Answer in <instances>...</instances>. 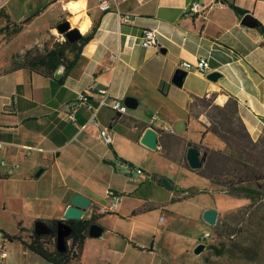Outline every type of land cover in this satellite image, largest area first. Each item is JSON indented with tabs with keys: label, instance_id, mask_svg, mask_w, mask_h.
<instances>
[{
	"label": "crops",
	"instance_id": "obj_1",
	"mask_svg": "<svg viewBox=\"0 0 264 264\" xmlns=\"http://www.w3.org/2000/svg\"><path fill=\"white\" fill-rule=\"evenodd\" d=\"M190 1L117 0L122 12L133 15L130 23H120L116 1H112V9L108 11L100 9V0H87L86 7L76 11L66 6L77 0H15L1 10L0 28H3L8 24L7 17L22 23L43 8L22 23L21 31L11 36L0 32V181L4 185L13 184L15 200L29 211L18 215V233L24 236L33 233L38 221L48 224L53 219H64L76 193L90 198L83 218L89 219L94 213L104 232L100 237L89 235L79 256L70 264H134L142 253H156V240H143L153 228L147 214L168 208L170 201L187 200L193 193L208 189L213 203L203 205L202 220L205 221L206 209H219L218 200L228 196V192L218 190L217 184L199 170L191 169L186 160L189 146L185 148L184 144L202 139L210 142L200 129H197L199 137L190 136L194 96L216 93L215 101L221 105L235 98L252 137L258 140L264 134V35L257 27L242 22L251 13L258 23L264 24V0H199L205 10L187 13ZM230 2L246 13L238 15ZM66 14H72L69 17L72 27L80 30L82 23L88 21L84 34L96 20H100V25L62 82L59 79L64 74V65L54 68L49 61L44 65L35 61L7 71L14 59L27 50L41 47L51 39L63 41L56 30ZM145 28L160 32V48L141 45L140 36ZM201 56H208L212 70L223 75L215 81L207 74L191 70L182 84L176 85L173 78L181 62H196ZM90 85L110 88L111 97L123 101L134 96L138 107L151 104L149 108L158 115L163 105L179 98L182 108L170 121L158 118L152 127L159 132V143L156 149H151L142 143L151 127V117L148 120L138 113L120 114L109 105L100 109L97 123L89 122L90 111L86 108L79 109L75 121L69 117L67 107ZM90 95L93 100L100 97L96 91ZM182 120L187 124L183 132L170 133L164 129L165 124L176 127ZM199 121L206 122L197 119L202 128ZM102 127L113 135L112 145L102 143ZM172 138H178L179 144ZM211 145L215 149L227 148L224 141ZM121 161L144 172L130 174ZM183 174L201 178L200 185L187 186ZM164 177L169 178L172 188L162 182ZM156 187L158 193L152 194ZM110 189L119 192L122 199L116 211L104 213L101 208L112 202ZM4 228L0 223V234L1 230L6 231ZM201 242L202 238L196 240L192 248ZM0 246L8 251L3 264H55L21 241L3 240ZM189 253L191 249L177 262L163 264H184Z\"/></svg>",
	"mask_w": 264,
	"mask_h": 264
},
{
	"label": "rangeland",
	"instance_id": "obj_2",
	"mask_svg": "<svg viewBox=\"0 0 264 264\" xmlns=\"http://www.w3.org/2000/svg\"><path fill=\"white\" fill-rule=\"evenodd\" d=\"M14 2L15 0H10L9 5L11 6ZM69 17H72V14H66L62 20L67 19L71 22ZM56 32L63 40L66 39L65 35L59 29ZM51 41L53 43L56 42L51 39L41 47L36 46L32 48L34 50L32 56L36 55L37 52L41 53L50 48ZM15 44L19 47V41ZM182 103L181 98H179L175 101H170L166 106L163 105L160 109L159 121H162L163 118H167L166 121H170L174 113L181 111ZM153 106L160 107L161 105L153 104ZM149 107H151V104H143L136 109L128 108L127 113H138L139 117L149 120L150 117L152 118L156 114V111L151 110ZM191 111L193 119L189 127V133L194 139L199 135L197 129L203 130V127L200 128L197 119L210 124L212 118L218 120L220 117V110L217 107V103H210L209 100H197L191 106ZM165 126L169 125L165 124ZM233 128L238 132L241 131L237 120L233 123ZM207 136L208 140L214 145L218 143L223 144L220 137L213 131H209ZM172 140L177 145L180 142L178 138H172ZM261 140L262 143L253 152V163L262 170V176H264V134ZM210 142L202 139L198 142L188 141V143L184 144L185 148L190 145L200 147L201 153L208 149L210 154L209 166L205 169L208 174L217 173L223 167L217 154L212 152L215 148L212 145H206ZM247 149L249 152L252 151L250 147ZM137 150L139 151V147H137ZM204 166L205 164H203L202 168L196 170L203 173ZM122 171L126 172L124 169ZM182 179L183 183H186L187 186L201 182V178L193 174H183ZM261 183L264 184V178L261 180ZM197 185L199 186L200 183ZM217 187L219 188L218 190H223L220 185H217ZM153 189L154 193L151 189L152 194H157V187ZM15 193L13 184L4 185V181H0V223L5 227L4 229L6 231L12 234L19 232L17 223L18 215L22 213L25 215L26 212H29L22 202L15 200ZM228 194V196L218 200L217 204L219 209H217L219 210L220 216L214 226L207 224L200 216L203 205L213 203V195L208 189L204 193H193L192 198L187 200L179 202L170 201L168 202V208H160L148 213L147 217L151 221L153 228L149 234H145L143 240L151 242L155 239L158 249L156 253L147 251L142 253L134 264L177 262L181 255L188 249H191V253H189L190 257L185 258L184 264H264V193L256 196L255 199H249L244 195ZM5 202L6 206L4 204ZM171 211L175 213L173 214ZM161 216L162 218L160 220ZM164 218H166L165 221H163ZM23 219H25V216ZM207 230L214 233V236L208 237L204 241L207 244L206 249L198 254L195 252V248H192V245L195 244L196 240L202 238ZM26 236H29V234H26ZM154 236L156 237L154 238ZM3 240L2 234H0V244L3 243ZM210 243L217 244L218 246L225 244L224 253L221 255L214 253L211 247H208Z\"/></svg>",
	"mask_w": 264,
	"mask_h": 264
},
{
	"label": "trees",
	"instance_id": "obj_3",
	"mask_svg": "<svg viewBox=\"0 0 264 264\" xmlns=\"http://www.w3.org/2000/svg\"><path fill=\"white\" fill-rule=\"evenodd\" d=\"M230 6L238 15L246 13V10L240 8L233 2H230ZM2 9H0V14ZM42 10L43 8L34 11L25 21L32 19V17L39 14ZM7 19L8 24L6 27L0 28L1 33H6L7 36H11L21 31L22 23L25 21L17 23L12 21L10 17H7ZM99 25L100 20H96L90 31L87 34H84L79 40L70 42L66 38L63 41H56L53 43L52 47L46 49L44 52H37L34 56H32L34 50H27L26 53L18 55L14 59L12 66L7 71L32 65L35 61L41 65H44L46 61H49L54 68L59 65H64V74L59 79V82H62V80L69 74L72 67L77 63V59L83 47L94 38ZM257 28L262 34H264V24L259 23ZM62 34L65 35V33ZM70 54L73 56L70 57ZM201 99L209 100L210 103H217L215 101L216 93H212L203 97L194 96L191 106L194 105L197 100ZM217 107L220 110V117L218 120L212 118L210 124L201 121L199 122L204 128L202 131L203 137L209 131H213L226 143V150L213 149L212 151L214 154H217L223 167L217 173H207L205 169L209 166L208 161L210 154L208 149H206L201 153L202 162L205 164L203 173L212 182L220 185L223 190L228 193L244 195L249 199H255L256 196L264 193V184L261 183V180L264 178V176H262V170L253 163V152L262 143V140L261 138L255 140L250 134L246 124L239 114L238 101L235 98L231 97L224 105L217 103ZM262 119L264 121V118ZM235 120L238 121L239 127L241 128V131L239 132L233 128ZM206 145L210 146L211 144L208 143ZM249 147L252 150L250 152L247 149ZM61 220L67 222L72 227L70 235L66 238V250L64 251L57 248V229L58 222L60 221L58 219L48 221V225L51 228L50 233L38 235L33 231V233L29 234L28 238H26L23 233L12 235L1 230L2 237L4 241H21L26 247L55 264H70L82 251L84 243L89 236L90 226L95 221V216H91L89 219L80 218ZM213 236L214 233H212L211 237ZM208 247H211L214 253L218 255L223 254L225 250V244L218 246L217 244L210 243Z\"/></svg>",
	"mask_w": 264,
	"mask_h": 264
},
{
	"label": "built area",
	"instance_id": "obj_4",
	"mask_svg": "<svg viewBox=\"0 0 264 264\" xmlns=\"http://www.w3.org/2000/svg\"><path fill=\"white\" fill-rule=\"evenodd\" d=\"M112 1H116V11L120 23H130L133 22L134 17L131 13H124L120 10L117 0H100L99 7L102 11H108L112 9ZM10 0H0V9H2ZM205 10V6L199 0H191L186 8L187 13H200ZM160 32L155 28H145L140 36V43L144 47H155L160 48ZM181 68L186 69L187 71L195 70L202 74H208L212 70L211 61L208 56H201L197 59L196 62L182 61L179 65ZM97 92L100 94V97L97 100H93L90 92ZM109 105L117 113L125 114L128 112V106L123 100L112 98L110 93V88H96L94 85L88 86L84 91H81L78 95V98L70 104L66 112L69 117L75 121L77 119V113L80 108H86L90 111L89 122H98V114L102 107ZM159 118L158 114L153 115L151 118V127L157 123ZM165 130L169 132H176V127L174 126H165ZM100 139L102 143L107 145H112L114 142V137L107 127H102L100 132ZM5 164V161L2 162ZM124 163L127 172L130 174L134 173H143L144 170L140 167L135 166L129 162L121 161ZM109 196L112 198L110 204H106L101 208V211L104 213L116 211L121 203L122 195L114 189L109 190ZM210 232L206 233L202 237V242L206 237L211 236ZM8 256V251L4 246H0V264L4 263L5 258Z\"/></svg>",
	"mask_w": 264,
	"mask_h": 264
},
{
	"label": "water",
	"instance_id": "obj_5",
	"mask_svg": "<svg viewBox=\"0 0 264 264\" xmlns=\"http://www.w3.org/2000/svg\"><path fill=\"white\" fill-rule=\"evenodd\" d=\"M243 24L248 26L258 27L259 23L258 20L254 17L253 14L248 13L244 16L242 20ZM58 29L60 32L65 33V37L70 41L74 42L79 40L83 35H81V31L79 27H72V23L69 20H65L58 25ZM264 35V34H263ZM187 70L184 68H179L173 78V82L176 85H181L186 75ZM222 72L218 70H211L207 77L211 80H218L222 76ZM125 104L132 109H136L138 107V100L134 96H127L124 100ZM187 128V124L185 120L180 121L176 125V132L181 133ZM159 132L153 128L149 127L146 130L145 135L142 138V143L146 146H154L155 149L158 147L159 143ZM186 160L188 165L191 169H200L203 167V162L201 159V149L196 145H190L187 150ZM41 170L38 172L37 175H40ZM163 183L171 188V182L169 178L164 177ZM91 204L90 198L87 196L76 193L73 198L71 199L70 205L68 206L65 214L64 219H80L83 218L85 209L89 207ZM92 216H95V221L91 224L89 229V235L91 237H100L104 232V227L97 222L98 217L93 213ZM204 220L211 224L215 225L219 219V210L217 208H208L204 212ZM35 233L46 234L51 232V228L48 224L38 221L35 226ZM72 231V227L67 222L60 220L58 222V229H57V248L61 251L66 250V238L70 235ZM206 242H201L195 248V252L200 254L206 249Z\"/></svg>",
	"mask_w": 264,
	"mask_h": 264
},
{
	"label": "clouds",
	"instance_id": "obj_6",
	"mask_svg": "<svg viewBox=\"0 0 264 264\" xmlns=\"http://www.w3.org/2000/svg\"><path fill=\"white\" fill-rule=\"evenodd\" d=\"M87 5V0H77L76 3H69L66 7L68 10H71V11H76L80 8H85ZM55 31V30H54ZM81 35L84 34V29L82 28L81 30Z\"/></svg>",
	"mask_w": 264,
	"mask_h": 264
},
{
	"label": "bare ground",
	"instance_id": "obj_7",
	"mask_svg": "<svg viewBox=\"0 0 264 264\" xmlns=\"http://www.w3.org/2000/svg\"><path fill=\"white\" fill-rule=\"evenodd\" d=\"M79 17L80 16H78L77 18H76V20H79ZM85 21V20H84ZM87 20H86V23L85 22H83L82 23V28L84 29V30H86L87 29ZM149 148H151V149H155V147L154 146H148Z\"/></svg>",
	"mask_w": 264,
	"mask_h": 264
}]
</instances>
